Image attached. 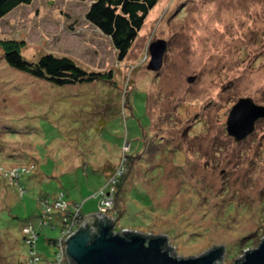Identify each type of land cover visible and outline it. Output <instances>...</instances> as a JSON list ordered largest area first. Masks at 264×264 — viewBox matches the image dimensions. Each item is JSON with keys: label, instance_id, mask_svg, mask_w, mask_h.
Segmentation results:
<instances>
[{"label": "rangeland", "instance_id": "obj_1", "mask_svg": "<svg viewBox=\"0 0 264 264\" xmlns=\"http://www.w3.org/2000/svg\"><path fill=\"white\" fill-rule=\"evenodd\" d=\"M88 6L33 0L0 20V152L23 160L0 157V173L9 172L0 177L4 246L25 259L20 228L39 224L41 193L63 192L82 204L84 219L101 214L116 222L114 198L105 214L97 211V193L116 182L113 171H97L110 161L125 177L117 189L121 212L135 187L117 230L163 236L182 258L222 245L223 264H234L264 237V118L239 143L225 130L239 98L264 106V0H159L121 61L109 38L86 21ZM157 40L166 49L154 72L147 67ZM9 49L30 61L68 57L111 79L53 88L8 67ZM18 170L28 174L22 198L8 184ZM138 171L143 178L134 179ZM141 207L151 216L144 225ZM195 227L201 233L191 237ZM60 236L50 226L42 231L36 245L42 258L54 252L45 238Z\"/></svg>", "mask_w": 264, "mask_h": 264}, {"label": "trees", "instance_id": "obj_2", "mask_svg": "<svg viewBox=\"0 0 264 264\" xmlns=\"http://www.w3.org/2000/svg\"><path fill=\"white\" fill-rule=\"evenodd\" d=\"M75 1L81 3L89 2V6L87 8V11L85 12L86 21L89 24H91L94 28H96L101 34L109 38L113 49L116 51L118 60L121 61L126 57L130 48L135 42L147 15L154 8V6L158 3L159 0H75ZM32 2L33 0H0V20L4 18L7 14H9L11 11L16 9L17 7L30 5ZM4 60L8 65V67H10L11 69L21 74L30 76L31 78L41 80L53 88H65L67 86H73L76 84H88L99 81L105 82L106 80H109V78L111 79V74L109 73L106 75L103 74L102 72H95V71L88 72L83 68L79 67L78 65H76L74 61H72L68 57H57L54 56L53 54H45L39 57L36 61H30L23 58L18 52V50L9 49V52H7V54L5 53L4 55ZM149 140H151V138ZM3 156L4 153L0 152V157L2 159L3 158L9 159L12 160V162L15 159V160H19L20 162H23V160L21 159L22 158L21 153L15 155L10 154L7 157H3ZM138 163L139 161L136 160L134 167H137ZM145 164L148 165L146 161ZM113 166L114 165L110 164L109 161V165H107L102 170H97V171L98 172L102 171L100 172L102 173V175H104L103 171L105 170L106 173H110V174L113 171L111 176L113 175L114 178H116V182H114V186H113L114 189L105 187L101 189L96 196L99 197V202L102 196L103 198H105L104 194H109V197L114 198L117 212H115L113 208L112 214L113 215L115 214L114 215L116 218L115 223L117 224L119 223V220L124 216V214L127 211V201L129 199L128 193L135 187L129 188L128 192H126L124 197L125 208L124 211L121 212L120 204L119 202H117L120 193L118 192L117 189L119 187H122V183H124L125 177L119 175L120 171L122 170V167L121 168L115 167L117 169L115 168L114 169L117 171L114 173V170H112ZM139 167L141 166H138V168ZM1 168L0 171L3 170ZM14 174L15 177L12 178L9 177L10 179L8 184L9 186L15 187L17 193H19V190H21L22 192L21 194H19V198H22L24 196V193H26V191L24 187L21 185V180L28 174H23V171L21 170L15 171ZM110 174H108L107 177L110 176ZM138 174L140 175V177H142L141 172L138 171L136 174L137 176L135 175L133 178L134 179L139 178ZM157 174L158 172L155 175L153 174V176L151 177L156 178ZM8 175L9 172L0 173V177L3 180L7 179L6 176ZM134 186H136V188L140 190L141 187H143L144 192L147 190L146 188L147 186H145V182L139 188L137 187L138 185H134ZM159 192L160 189L159 188L158 190L156 189V193ZM146 194L151 196L147 191ZM38 199L41 200L37 204L39 210L41 211V214L39 216L40 217L39 224L36 227H34L31 224V222L28 221V222H24L20 228L22 243L28 248L27 256L23 261H19L16 258H14L13 252L4 246L5 234L2 233V230L0 228V264H6L4 263L3 260H6V262H8L7 264H40L42 262H46V264H49L51 262L53 263L57 262V260H59V258L57 257V255L60 252L59 247L61 248V246L58 245V243H59V239L62 237V229L64 228L63 225L65 224L64 220L69 221L72 217L75 216L76 207L80 210V218H83L84 216L82 211V204L76 201L69 200L65 195V193L63 192H57L53 194L41 193L38 195ZM52 202H56L57 208L46 209L47 205ZM143 206L148 208V205L145 206L143 204ZM227 210L229 212H232L235 209H233V207L232 208L228 207ZM139 211L142 215L141 224L144 225L145 223L148 222V219H150L151 216H147L145 211H143L142 207ZM13 219L16 218L13 217ZM0 224H1V218H0ZM47 226H50L52 229H59L61 232V236L56 239L45 238L44 240L45 246L54 247L53 258L51 260H49L47 257L42 258L39 255V251L36 250V245L37 242L39 241V237L42 231ZM195 228L197 232L192 234L191 237H197L201 233L200 230H198V227ZM187 235L188 234H186L185 236ZM245 239L243 240L246 241ZM250 241L251 240L249 239V243ZM249 243L248 245H250ZM220 251L223 252V247L220 248ZM70 264H73L72 259L70 260Z\"/></svg>", "mask_w": 264, "mask_h": 264}, {"label": "water", "instance_id": "obj_3", "mask_svg": "<svg viewBox=\"0 0 264 264\" xmlns=\"http://www.w3.org/2000/svg\"><path fill=\"white\" fill-rule=\"evenodd\" d=\"M165 49L164 41L150 44L147 69L158 72L162 68ZM259 118H264V106L256 105L249 97L239 98L228 113L226 133L239 143L253 132ZM111 227V219L101 214L87 218L76 234L66 241L69 264L71 259L73 264H223L222 245L210 248L198 257L182 258L176 257L166 246L163 236H141L128 231L114 235L110 232ZM241 251L244 256L235 259L234 264H264V237L257 248Z\"/></svg>", "mask_w": 264, "mask_h": 264}, {"label": "built area", "instance_id": "obj_4", "mask_svg": "<svg viewBox=\"0 0 264 264\" xmlns=\"http://www.w3.org/2000/svg\"><path fill=\"white\" fill-rule=\"evenodd\" d=\"M105 198H103V196L101 197V200L98 204V212L104 213L108 210V208L111 206L113 198L108 197L109 194H104ZM76 214L74 217H72L69 221L64 220L65 224L63 225V229H62V237L59 239V243L58 245L61 246V248L59 247V254L57 255V257L59 258V260H57V262H55V264H69V260L66 254V247H67V239L70 238L73 234H76V232L80 229L81 225L84 223V221L87 219V217L84 218H80V210L76 207ZM85 217V216H83ZM106 217V216H104ZM80 218V219H79ZM112 221V227L110 228V232L112 234H117L118 235L122 234L123 231H129L128 229H120L117 230L115 222ZM115 221V220H114ZM26 232V231H25ZM135 233V232H132ZM50 264V263H49Z\"/></svg>", "mask_w": 264, "mask_h": 264}]
</instances>
